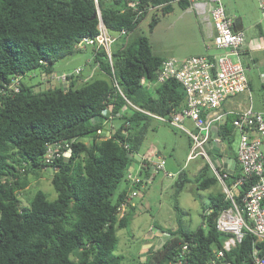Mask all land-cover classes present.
I'll return each instance as SVG.
<instances>
[{"label": "trees", "instance_id": "trees-1", "mask_svg": "<svg viewBox=\"0 0 264 264\" xmlns=\"http://www.w3.org/2000/svg\"><path fill=\"white\" fill-rule=\"evenodd\" d=\"M174 1L99 0V6L112 33L126 30L120 39L125 41L150 8L169 14ZM179 5L184 10L189 7L187 2ZM157 18H153L151 29ZM98 27L94 0H0V91L14 77L35 70L47 77L44 83L50 86L37 92L34 85L21 81L18 93H0V264L123 262L122 256L114 255L119 243L117 231L130 227L136 215L135 207L128 203L124 216H119L118 209L130 193L123 185L133 156L139 154L154 120L133 111L115 94L109 78L111 66L102 50L95 52L94 62L108 79H95L81 88L76 87L75 77L70 78L68 88L60 87L54 79L55 64L78 53L76 44L84 37H95ZM119 41L114 45L113 65L125 96L154 114L168 116L182 111L186 107L183 86L176 80L155 84L165 59L153 52L150 39L140 36L122 45ZM142 79L153 86L142 84ZM261 89L264 97V83ZM111 100L115 111L123 110L124 114L110 137L101 136L98 130L108 119L105 109ZM233 119L226 118L220 127L227 147L235 140ZM63 140H75L71 157L44 164L47 147ZM48 168L54 170L52 184L57 198L50 201L39 190L30 206L23 207L20 195L30 186V176L38 179ZM238 178L229 175V186ZM188 182L180 172L177 194ZM194 182L200 191L218 186L208 165ZM248 189L246 183L235 191L241 207ZM210 201V212L204 209L201 226L187 230L179 224L167 233L169 238L162 247L148 251L141 264H171L185 245L190 264H207L217 250H223L231 264H256L255 250L264 258V241L248 233L242 243L225 248L231 236L220 233L216 222L230 203L219 190L210 194Z\"/></svg>", "mask_w": 264, "mask_h": 264}, {"label": "built area", "instance_id": "built-area-1", "mask_svg": "<svg viewBox=\"0 0 264 264\" xmlns=\"http://www.w3.org/2000/svg\"><path fill=\"white\" fill-rule=\"evenodd\" d=\"M94 1L99 20L98 34L95 37H84L76 44L75 50L80 52L92 47L94 56L96 51H104L111 66L109 78L115 89V94L120 95L133 111L188 135L192 142L188 161L198 157L206 160L210 171L225 194L226 200L230 203V207L220 213L216 222L220 233L231 236L225 248L242 243L247 233L255 236L258 241H264V114L255 111L252 106L246 110L231 113L234 118L233 127L240 133L237 158L242 170L240 177L235 180L232 186L228 184L230 174L219 164L214 163L209 154V144L211 142L220 143V140H213L212 131L213 125L220 122L224 116L221 109L223 103L230 97L250 91L247 68L242 63L246 36L241 31H235L236 21L227 14L224 6L225 0L174 1L189 3V6L202 20L213 24L217 33L213 37V44L222 53L213 57H190L184 61L167 59L162 63L155 84L160 85L169 80H176L183 86L186 93V107L182 111L168 116L147 111L132 103L125 96L114 70L113 47L126 35V30L112 33L103 22L99 0ZM257 1L261 13L260 22L264 29V0ZM40 63L46 64L45 61ZM82 72L83 68H77L72 72L54 75V79L61 86L67 84L70 78L78 77ZM21 78L20 76L14 77L11 83L1 89L0 93L6 94L9 91L18 93L21 87ZM142 84L148 87L153 86L145 79H142ZM105 114L108 119L103 128L98 130V135L106 136L109 133L111 136V130L117 120L122 118L124 111L116 112L115 104L112 101L107 105ZM187 121L193 124V130L186 126ZM74 143L75 140H63L49 145L44 164L52 165L58 159L70 158ZM139 160L137 172L129 170L126 175L130 193L127 202L118 209L121 218L128 208V203L138 198L142 190L152 183L151 176L144 179L139 175V171L155 170L157 173L163 172L166 177H174L166 171V162L160 158L155 160L148 156H142ZM246 183L249 184V189L242 200L243 206L241 207L236 199L235 191ZM188 250V245H185L171 264H190ZM253 257L256 264H264V258L259 255L258 250L254 251ZM207 264L231 263L227 261L223 250H217L214 258Z\"/></svg>", "mask_w": 264, "mask_h": 264}, {"label": "rangeland", "instance_id": "rangeland-1", "mask_svg": "<svg viewBox=\"0 0 264 264\" xmlns=\"http://www.w3.org/2000/svg\"><path fill=\"white\" fill-rule=\"evenodd\" d=\"M228 5L234 17L243 15L247 22V28L253 26V31L259 34L261 27L258 26L259 14L261 17L257 0H231ZM181 7L177 5L171 13L163 15L161 11H150L141 21L138 28L129 34L127 40H120L119 45L123 43H132L140 36H146L152 39L154 52L159 56L167 55V39L175 45V50L179 46L180 52L190 53L193 46L190 44V35L181 30L182 23H177L180 17ZM158 17V22L153 29L151 25L153 18ZM261 20V19H260ZM177 23V24H176ZM176 24V26H172ZM264 42V31L260 38ZM187 42V44L184 42ZM117 46H114V50ZM252 58L256 62H252L250 57L243 58L245 66H249L248 77L251 81V89L246 92L248 101L255 105L256 110H264V97L261 89L264 78V52L256 53ZM77 68H83V72L74 78L76 87L81 88L86 83L95 79H108V77L96 66L94 62V48L88 47L73 55H69L59 60L55 66V75L64 72H72ZM97 69V73L94 70ZM23 82L27 85H34L35 91H44L48 89V84L42 82L40 70H35L24 76ZM71 80L65 85H59L68 88ZM245 94V93H244ZM117 124V123H116ZM188 128L190 125L186 124ZM190 139L184 133L173 129L172 127L153 121L148 130L146 139L137 155L138 158L147 155L149 152H155L157 156L166 162V171L174 177H166L163 172L151 171L152 183L145 190H142L139 197L134 200L136 215L130 225L126 229H118L119 238L118 246L114 251V255L122 256V264H141L145 261L147 253L150 249H158L169 238V231H175L179 224L187 230H196L203 222V214L205 210L210 212V193L213 191H222L221 187L215 186L207 191H200L196 188L194 182L198 169L207 165V161L202 157H198L192 161H188L190 153ZM240 145V136L236 137L232 143V148L238 152ZM227 147V144H225ZM210 154V158L217 163L219 158L218 152ZM160 152L161 154H159ZM217 154V155H216ZM222 154V153H221ZM135 156V158H137ZM183 172L190 182L186 183L183 190L177 194L176 183L179 180V174ZM54 170L45 169L41 173L40 178L30 176L31 184L20 195L21 205L30 206V201L39 191H43L50 201L57 198V193L52 184ZM146 179V176L142 175ZM176 205L178 210L176 209ZM205 209V210H204Z\"/></svg>", "mask_w": 264, "mask_h": 264}, {"label": "crops", "instance_id": "crops-1", "mask_svg": "<svg viewBox=\"0 0 264 264\" xmlns=\"http://www.w3.org/2000/svg\"><path fill=\"white\" fill-rule=\"evenodd\" d=\"M231 2H232L231 0H225L224 1V6L226 9V12H227V14L232 16L236 21L235 31H241L246 36V44L244 47L242 57L243 58L250 57L252 62H256V59L252 58L253 55L258 53V52H260V53L264 52V42L262 43V41L260 40V38L262 37V33L264 31V29L261 26V22H260V19H261L260 14H259V19H258V26L261 27V30L259 31V34L257 35V33H255L252 29L253 26H251L249 29L247 28L248 25H247V22H246L245 17L243 15L240 14L239 17L236 18L233 16L232 13H230L231 10L229 9L230 6L228 7V5ZM177 5L180 7L178 2H173L172 3V9L175 10L174 8L177 7ZM180 9H181V12L179 15L180 17L178 18L177 23H182L181 30L187 32L190 35V38H191L190 44L193 46V50L190 53H186V54H185V52L183 53V52L179 51V47H181V46H179L177 49L173 50L172 46H175V45H173L170 42V40L167 39V48H169L171 51L170 52L167 51V55H165V56H159L154 52L152 39L149 38L151 45H152V48H153V52L157 56L162 57L165 60L176 59L178 61H184L190 57H195V56H212L213 57V56H217L220 53H222L220 50L216 49L214 44H213V37L216 36V34H217L216 29L214 28L213 24L202 20L190 6L186 10H184L182 8H180ZM176 24H173L172 26H176ZM187 42L188 41L184 42V45H185V43L187 44ZM242 63H243V61H242ZM245 67L247 68V75H248L249 66L247 65ZM97 71L98 70L95 69L94 73H97ZM261 77L264 78V73H262ZM23 78L24 77H22V81H23ZM46 78L47 77L45 75H42V82H45ZM249 82H250V89H251L250 79H249ZM251 106L253 107V109L255 111L261 112L264 114V110H261V109L256 110L255 105L253 103L250 104V102L248 101L246 93L230 97L222 105L221 109H222V112L224 114L223 118L221 119L220 122H216L213 125V131H212L213 140H220V143L215 144V142H211L209 144V151L210 152L211 151L217 152V150H218L217 148L219 147V149H220L219 151L222 154L218 156L219 158L217 159V162L223 169H225L233 177H240V175L242 173L241 166H240V164L238 162V158H237L238 152L235 151L232 148V146H229V147L225 146V143L223 142L221 135H220V127L224 124V120L226 118L232 116L231 113H236V112L246 110ZM187 123L191 127L189 129L193 130V124L189 121H187ZM180 132L184 133L182 131H180ZM234 134H235V138L240 136L239 131L236 130L235 128H234ZM185 135H187V134H185ZM190 143H191V139H190ZM158 153L161 154L160 152H158ZM145 156H148V157L155 159V160L159 159V157L157 156V154L155 152H149ZM139 159H140V157L134 158V161L132 162V164L129 168L131 171H133L135 173L138 170V165H139L138 162L140 161ZM203 167L204 166H202L198 169V173ZM142 172L143 171L138 172L140 176L144 175V176H146V178H147V176H149V177L151 176L150 170L147 171L149 175H147L146 172H144V173H142ZM123 188H127L128 191L130 190L128 183H125L123 185ZM217 191H213L211 193H215ZM134 200L131 201L132 206H135Z\"/></svg>", "mask_w": 264, "mask_h": 264}, {"label": "water", "instance_id": "water-1", "mask_svg": "<svg viewBox=\"0 0 264 264\" xmlns=\"http://www.w3.org/2000/svg\"><path fill=\"white\" fill-rule=\"evenodd\" d=\"M106 136H110V134L109 133H107V135Z\"/></svg>", "mask_w": 264, "mask_h": 264}]
</instances>
